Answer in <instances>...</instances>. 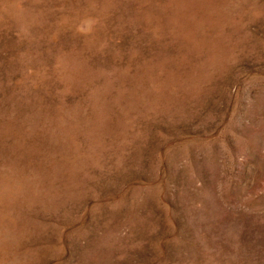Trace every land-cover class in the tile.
I'll return each mask as SVG.
<instances>
[{
    "label": "rangeland",
    "instance_id": "obj_1",
    "mask_svg": "<svg viewBox=\"0 0 264 264\" xmlns=\"http://www.w3.org/2000/svg\"><path fill=\"white\" fill-rule=\"evenodd\" d=\"M0 264H264V0H0Z\"/></svg>",
    "mask_w": 264,
    "mask_h": 264
}]
</instances>
